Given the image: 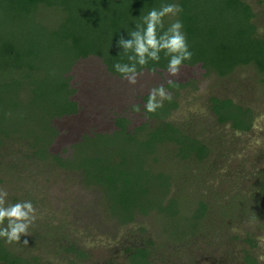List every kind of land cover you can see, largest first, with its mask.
Wrapping results in <instances>:
<instances>
[{
  "label": "rangeland",
  "instance_id": "374dc122",
  "mask_svg": "<svg viewBox=\"0 0 264 264\" xmlns=\"http://www.w3.org/2000/svg\"><path fill=\"white\" fill-rule=\"evenodd\" d=\"M249 1L257 14L259 33L264 36V2ZM10 8L0 3V48L3 40L9 39L16 46L27 40L41 44L42 27L55 29L61 24V17L52 12L35 14L29 21ZM52 45L54 48L56 40ZM46 53L42 54L47 57L43 68L32 78H25L27 72L12 68V64L8 70L0 68V126L16 136L47 140L49 112L57 108L53 101L50 108L44 107L50 101L45 100L46 93H53V97L58 91L66 96L55 87L69 60L55 50ZM141 72L138 82L131 85L122 77L111 75L97 57L76 62L68 75L70 87L76 91L71 99L79 109L76 114L53 119L57 133L49 151L67 158L84 136H90L79 156L84 152L98 154L105 163L118 164L122 155L120 168L138 176L136 196L140 187L148 191L134 202L153 208L170 185V193L163 201L168 207L147 215L136 213L132 222L122 224L108 209L103 190L88 185L81 171L44 164L31 157L26 143L11 140L0 149V188L8 192L9 203L32 201L37 219L28 236H22L19 243L6 244L7 247L22 255L34 253L46 264H128L130 254L143 247L150 250L151 264H264V216L257 218L247 209L242 215L236 212V218L224 219L220 207L237 194L246 197L245 203L253 204L252 193L264 178V84L255 69L241 67L223 78L206 74L200 64L181 66L178 76H170L167 70ZM33 80L42 84L34 86ZM170 80L188 85L178 91L170 90L166 86ZM160 85L178 103L165 121L209 147L203 162L178 158L171 142L153 147L151 128L157 126L158 119H149L144 105L150 89ZM212 97L230 98L251 109V129L238 131L231 124H219L211 110ZM133 105H139L140 111H134ZM120 118L128 120L134 139L126 133L113 134ZM143 125L146 126L134 133ZM104 133L108 135H97ZM197 198L212 205L207 227L196 238L177 243L179 233L188 231L192 223V204ZM248 239L255 246L251 247ZM69 245L83 250L86 257L78 260L75 254L61 251L62 246ZM247 256L255 263L246 262Z\"/></svg>",
  "mask_w": 264,
  "mask_h": 264
},
{
  "label": "trees",
  "instance_id": "16d2710c",
  "mask_svg": "<svg viewBox=\"0 0 264 264\" xmlns=\"http://www.w3.org/2000/svg\"><path fill=\"white\" fill-rule=\"evenodd\" d=\"M3 2L11 6V10L23 14L29 21H33L35 14L45 15L52 12L61 17L59 18L61 24L55 29L53 27V29H49V25L48 28L43 26L41 44H34L31 40H27L25 44L16 46L10 39L3 40L0 48V68L2 70H8L12 64V68L18 71L23 69L27 72L25 78H32L35 72H40L43 68V59L47 57H43L42 54L49 53L51 50H55L67 58L69 63L62 70L61 79L58 80L59 86L56 82L55 87H58L60 92L65 93L66 96L59 94L58 91L53 97L50 95L53 93H46L45 100L50 101L45 102L44 107L50 108L53 101V107L57 108L49 112L48 119L51 121V125L45 129L49 133L46 137L47 140L40 137L16 136L0 126V149L11 140L20 141L29 146L31 157L44 164H55L61 168L81 171L83 180L88 185H95L103 190L108 209L122 224L132 222L136 213L147 215L154 210L166 209L168 205L164 206L163 201L165 202L167 199L171 187L170 185L167 187V191L156 202V205H153V208H146L143 205L140 206V203H135L133 199H137L138 202L139 195L142 197L148 191L140 187L136 196L137 192L134 189H138L136 186L138 176L133 177L120 168L123 162L122 155L119 156L122 162L118 164L110 161L105 163L102 155L98 154L94 156L87 154V156L84 152L85 154L82 153L79 156V152L84 151V148L81 149L82 145L87 142L90 136H84L81 141L83 143L76 144L73 153L67 158L50 153L49 147L57 133L52 125L53 119L76 114L79 109L78 104L71 99L76 91L70 87L71 77L68 75L76 62L89 57H97L111 75L121 77L115 72L113 65L116 62L127 63L128 61L123 55L122 49L117 47L119 38L124 36L127 39L128 32L135 28L139 18L152 8H159L164 3H177L183 11L179 17H174L173 20L177 18L181 20L189 50L193 53L191 60L185 61L183 65L196 66L200 64L206 70V74H216L221 78L233 74L238 68L253 67L260 82L264 84V36L259 33L257 14L249 0H0V3ZM263 2L264 0H259L258 3L263 4ZM169 19L171 17L165 18V28L172 22ZM44 39L47 41L43 42ZM55 40L56 45L53 48L52 44ZM42 43L46 44L42 45ZM38 61H40L39 64ZM167 65L168 58L161 53L158 63L149 62L142 69L138 66V71H151L153 68L154 72L167 70ZM35 82L32 81L34 86L42 84ZM45 83L47 82L45 81ZM17 84L20 83L17 82ZM187 85L188 83L172 82L166 86L170 90L178 91ZM147 98L148 96L145 98L146 102ZM211 104V110L219 124H231L233 129L238 131L251 129L253 120L251 109L236 104L230 98L212 97ZM177 106L178 103L172 98L170 102L165 101L164 106L154 114L146 113L149 119H158L157 126L151 128L153 130V134H151L153 147L155 144L171 142L174 143L175 150L177 149L176 156L178 158H195L203 162L209 155V147L194 135L165 121ZM116 124L117 129L113 134L116 131L122 134L126 133L130 135L129 139H134L128 130L127 119H117ZM145 126L137 128L134 133ZM97 135L100 137L108 134ZM165 135L167 137L164 139ZM153 155H155V150ZM236 198H240V201H235ZM251 199L254 200L253 204L248 201L247 205L246 197L243 195L233 196L231 200H227L224 205L220 206L223 212L221 217L224 219L234 218L236 212L245 213L248 212L247 209L257 218L263 217L264 178L257 182ZM170 201L171 205L175 203L172 198ZM192 207H194L191 210L192 223H189L188 231L184 229L179 233L180 240L177 243H184L196 238L207 227V221L211 216L210 212L213 210L212 205L204 199L197 198ZM226 209L228 210L225 211ZM246 242L251 247L255 246L251 239ZM150 244L152 245V242ZM60 249L69 254H75L78 260L86 257L85 252L75 245L62 246ZM149 255L148 248H137L128 257V264H151ZM245 261L255 263V260L249 256L245 258ZM0 264H46V262L34 253L22 255L13 251L0 238Z\"/></svg>",
  "mask_w": 264,
  "mask_h": 264
},
{
  "label": "clouds",
  "instance_id": "9594fccd",
  "mask_svg": "<svg viewBox=\"0 0 264 264\" xmlns=\"http://www.w3.org/2000/svg\"><path fill=\"white\" fill-rule=\"evenodd\" d=\"M182 11L177 3H164L142 15L135 28L128 32V38L121 36L117 41V47L122 49L128 62L114 63L115 72L129 84L135 85L138 76L143 74L138 71V66L142 69L149 62L158 63L163 53L168 58L167 72L170 76H178L181 66L191 60L193 53L189 50L181 20L177 18L165 28V18L179 17ZM171 100V93L163 85L153 87L144 109L146 113L154 114L164 106L165 101ZM133 110L139 112L140 106L133 105ZM7 197L8 192L0 188V238L11 245L19 243L22 236H28L30 227L37 219V209L30 200L9 203Z\"/></svg>",
  "mask_w": 264,
  "mask_h": 264
},
{
  "label": "flooded vegetation",
  "instance_id": "af4514ba",
  "mask_svg": "<svg viewBox=\"0 0 264 264\" xmlns=\"http://www.w3.org/2000/svg\"><path fill=\"white\" fill-rule=\"evenodd\" d=\"M152 212V211H151Z\"/></svg>",
  "mask_w": 264,
  "mask_h": 264
}]
</instances>
